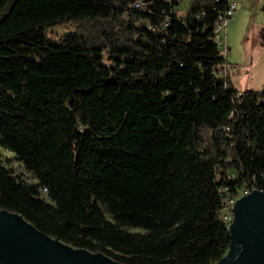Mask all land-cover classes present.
Returning a JSON list of instances; mask_svg holds the SVG:
<instances>
[{"label": "trees", "instance_id": "trees-1", "mask_svg": "<svg viewBox=\"0 0 264 264\" xmlns=\"http://www.w3.org/2000/svg\"><path fill=\"white\" fill-rule=\"evenodd\" d=\"M178 1L0 0V148L37 181L0 157V208L124 264L225 254V197L264 192V86L224 72L226 0Z\"/></svg>", "mask_w": 264, "mask_h": 264}, {"label": "water", "instance_id": "water-1", "mask_svg": "<svg viewBox=\"0 0 264 264\" xmlns=\"http://www.w3.org/2000/svg\"><path fill=\"white\" fill-rule=\"evenodd\" d=\"M229 246L215 264H264V192L253 189L231 207ZM0 264H124L71 246L21 214L0 208Z\"/></svg>", "mask_w": 264, "mask_h": 264}, {"label": "rangeland", "instance_id": "rangeland-1", "mask_svg": "<svg viewBox=\"0 0 264 264\" xmlns=\"http://www.w3.org/2000/svg\"><path fill=\"white\" fill-rule=\"evenodd\" d=\"M239 4L237 13L231 18L224 32L221 46L226 60V75L233 86L239 90H261L264 86V0H235ZM191 0H179L176 6L180 15H184ZM77 23L64 22L47 30V36L56 39L75 31ZM0 157L5 167L27 183L37 181L19 162L15 155L0 148ZM246 188L238 189V197L246 194ZM41 198L48 202L45 191L40 189ZM229 206L225 207L227 211ZM224 210V211H225ZM231 220L227 216V222ZM136 230V229H133Z\"/></svg>", "mask_w": 264, "mask_h": 264}, {"label": "built area", "instance_id": "built-area-1", "mask_svg": "<svg viewBox=\"0 0 264 264\" xmlns=\"http://www.w3.org/2000/svg\"><path fill=\"white\" fill-rule=\"evenodd\" d=\"M143 5H144V3L142 1H138L134 4V7H141ZM238 9H239V4L235 0H226V7L223 10V12L218 16V19L216 20V22L214 24V33L216 36V41H217L219 46L222 44V42H224L223 38L221 37V33L226 30L229 21L237 13ZM220 48H221V46H220ZM225 68H226V64H225ZM250 191L247 190L246 194ZM259 191H261V190H259ZM237 197H238V194L235 196H230V197L227 196V197H225V199L223 201V208L221 209V214H222V219L226 222H227V216L228 215L230 216L231 207L234 204V202L237 200ZM227 205L229 206V208L226 211L225 207ZM231 218H232V214H231ZM230 221L231 220H229L228 222H230Z\"/></svg>", "mask_w": 264, "mask_h": 264}]
</instances>
